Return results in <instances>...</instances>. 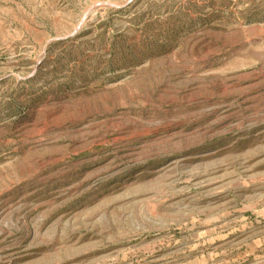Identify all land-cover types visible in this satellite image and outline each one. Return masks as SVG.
Wrapping results in <instances>:
<instances>
[{
  "label": "rangeland",
  "instance_id": "obj_1",
  "mask_svg": "<svg viewBox=\"0 0 264 264\" xmlns=\"http://www.w3.org/2000/svg\"><path fill=\"white\" fill-rule=\"evenodd\" d=\"M0 264H264V0H0Z\"/></svg>",
  "mask_w": 264,
  "mask_h": 264
}]
</instances>
